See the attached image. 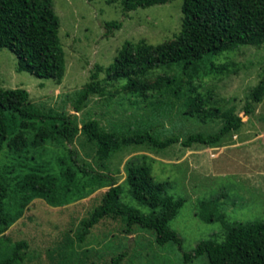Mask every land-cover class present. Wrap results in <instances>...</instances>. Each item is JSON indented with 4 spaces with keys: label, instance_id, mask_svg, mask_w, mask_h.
I'll use <instances>...</instances> for the list:
<instances>
[{
    "label": "rangeland",
    "instance_id": "rangeland-1",
    "mask_svg": "<svg viewBox=\"0 0 264 264\" xmlns=\"http://www.w3.org/2000/svg\"><path fill=\"white\" fill-rule=\"evenodd\" d=\"M182 5L183 0H173L125 13L122 0H54L67 58L61 83L18 70V57L8 48L0 49V88H26L38 107L72 114L79 126L71 140L28 129L20 147L12 142L13 136L2 146L0 179L9 189L5 210L10 222L7 228L0 222V263L17 242H25L16 264H108L123 252L120 264H206L205 258L184 261L201 241L224 239L220 220L201 217L203 202L216 200L230 222L264 220V96L253 103L252 114L246 111L250 93L264 75V45L238 46L206 59L197 70L174 65L147 75L150 81L176 76L183 82L179 93L174 85L143 98L114 82L108 84L106 95L91 96L80 111L76 109L78 91L98 65L113 62L127 41L158 44L174 39L181 29ZM114 20L123 26L107 35L106 23ZM105 77L103 71L101 78ZM195 93L223 109L233 108L244 121L242 127L217 146L187 147L182 142L164 150L128 146L106 161L82 128L85 121L96 119L106 130L130 133L151 127L163 138L215 132L221 119L202 121L185 114L187 98ZM142 155L148 157L155 178L170 183L171 194L186 198L170 223L182 244L160 245L154 231L138 224L128 233L122 218L115 216L101 219L82 239V222L102 203L113 182L123 186L125 202L149 212L127 185V162Z\"/></svg>",
    "mask_w": 264,
    "mask_h": 264
},
{
    "label": "trees",
    "instance_id": "trees-1",
    "mask_svg": "<svg viewBox=\"0 0 264 264\" xmlns=\"http://www.w3.org/2000/svg\"><path fill=\"white\" fill-rule=\"evenodd\" d=\"M171 1L122 0V4L124 12L128 13ZM182 11L181 29L174 39L158 44L144 39L127 41L110 65H98L91 80L77 93V111L91 96L106 95L108 84L114 82H122L126 92L143 98L154 90L170 89L174 85L176 93H179L183 82L176 76L163 75L150 81L147 75L158 67L174 65L182 66L184 70H197L206 59L238 46L264 45V0H183ZM122 26V21H109L106 34L110 35ZM60 27L54 0H0V49L8 48L18 57L20 71L53 79L57 83L63 81L67 58ZM103 71L106 73L104 79L101 78ZM263 96L264 75L250 93L252 100L246 105L248 114L253 113V103L260 102ZM186 106V115L202 121L218 118L222 120V126L208 134L190 133L185 139L178 135L163 138L151 127L138 128L130 133L110 131L102 128L96 119L85 121L82 128L96 141L97 153L106 161L128 146L145 145L155 150H164L179 142L187 147L194 143L217 146L244 123L233 108L223 109L201 93L189 95ZM28 129H34L44 137L71 140L79 126L72 114L38 107L31 101L26 88H0V150L12 136V142L20 147ZM71 157L78 163L76 152L72 151ZM147 159L146 155L129 159L126 169L130 195L148 207L149 212L125 202L123 186L113 182L102 203L95 207L88 220L82 222L85 228L80 235L82 239L101 219L115 216L122 218L128 233L138 224L143 229L154 231L160 245L182 244L183 239L170 223L179 214L186 198L171 194L170 183L155 178ZM8 194L7 185L0 179V222L5 228L10 222L5 210ZM200 215L206 221L220 220L224 239L211 237L201 241L192 252L184 255L185 262L205 258L206 264H264V220L230 222L219 210L216 200L203 202ZM25 246V242H17L13 253L0 264H16L22 258L19 250ZM124 256V252L114 255L108 264H120Z\"/></svg>",
    "mask_w": 264,
    "mask_h": 264
}]
</instances>
